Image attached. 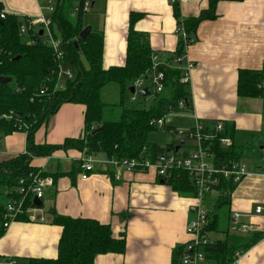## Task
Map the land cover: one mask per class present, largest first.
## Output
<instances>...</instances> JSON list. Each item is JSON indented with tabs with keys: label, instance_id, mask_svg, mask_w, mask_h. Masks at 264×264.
<instances>
[{
	"label": "crops",
	"instance_id": "crops-1",
	"mask_svg": "<svg viewBox=\"0 0 264 264\" xmlns=\"http://www.w3.org/2000/svg\"><path fill=\"white\" fill-rule=\"evenodd\" d=\"M0 1L5 11L19 17L35 20L45 13L41 9L45 0ZM75 3L77 1L73 2V7ZM207 3L208 0H179L176 4L171 0H93L82 24L89 26L90 31L102 33L101 64L108 68L124 63L129 14L141 13L134 29L144 35L151 51L158 54L159 62L176 68L170 61L179 44L174 32L176 24L196 16ZM217 14L214 19L201 21L193 33V42L186 51L193 63L187 105L181 109L177 107L184 112L171 113L170 125L168 122L165 125L166 129L187 130L198 122L211 130L214 122L220 120L232 126L234 145L248 148L240 162L252 173L234 185L230 202L224 205L229 212L225 216L226 227L221 231L218 225V231L208 233L209 241L223 238L224 231L251 235L264 229V168L261 167L264 97L239 96L236 92L239 69H260L264 64V0L222 1L217 4ZM168 57L170 63H167ZM144 86L147 85L142 84ZM165 89L170 92L169 86ZM127 93L131 105L137 103V97L131 100ZM140 102L144 104L146 97ZM83 108L78 103H62L35 131L34 141L55 144L67 137L80 136ZM25 137L22 131L3 136L0 159L23 152ZM153 142L174 143L178 148L186 141ZM82 156L83 153L75 149L56 150L48 157L33 158L32 164L53 178L54 173L70 172ZM111 170L114 171L112 167L96 164L95 170L85 179L80 177L79 170L71 176H56L53 185L44 189L48 207L43 215L47 221L11 223L0 236V258H14L16 264H23L22 259L26 257H56L61 227L48 220L49 210L53 208L60 214L107 223L114 236L123 235V252L98 254L93 264H175L177 249L189 240L185 227L194 216L190 207L197 202L196 198L173 190L158 180L152 170L121 169L118 179L108 175ZM256 206L263 210L256 213ZM216 213L219 224V210ZM234 213L239 214L238 219L233 217ZM241 223L246 229L240 228ZM197 264L212 262L204 259ZM232 264H264V240L256 241Z\"/></svg>",
	"mask_w": 264,
	"mask_h": 264
},
{
	"label": "trees",
	"instance_id": "trees-1",
	"mask_svg": "<svg viewBox=\"0 0 264 264\" xmlns=\"http://www.w3.org/2000/svg\"><path fill=\"white\" fill-rule=\"evenodd\" d=\"M75 1L78 4L76 12L73 11ZM84 1L54 0V10L50 14L52 31L55 36L61 37L65 60L69 62L74 74L71 80L65 81L62 89L56 90L53 89L56 80L55 62L51 48L43 35L30 24L29 18L5 11L0 1V77L11 78L10 82H0V139L15 131H22L26 136L23 152L0 159V236L4 232L2 223L5 203L9 199L19 197L17 193L19 179L29 181V176L41 169L32 164L33 158L48 157L56 150L75 149L109 159L130 157L152 159L176 147L174 143L161 145L150 141L147 139V133L156 128L149 122L152 118L168 114L171 109L175 110L179 99H188L189 86L179 81L180 69L166 63L158 67L164 73L165 87H170L169 97H157L158 93H154L156 97L148 108L141 106V103L125 105L124 95L128 92L127 87L139 77L145 84L151 75V49L144 35L134 29V23L141 17V13L129 14L124 63L103 68L102 33L91 30L84 38L79 37L84 27L82 24ZM92 1L89 0L90 3ZM222 1L241 0H208L207 7L196 16L182 19L189 35L193 37L201 21L217 17V4ZM175 14L178 16L177 11ZM22 24L25 27L24 33L20 32ZM178 43L175 54L182 52L181 40ZM168 58L167 63L170 60V57ZM262 73L264 64L260 69H239L237 94L245 97H264V90L258 87L259 82L264 80ZM110 83L119 87L118 101L115 105H110L119 109L115 119L105 117V110L109 104L102 99V89ZM41 89L43 93L40 94ZM64 102L78 103L84 107L82 134L78 137H67L61 143H36L33 139L35 131ZM9 113L10 118L3 116ZM223 124L219 136H228L232 139V126ZM167 130L173 129L167 127ZM262 142L264 143V139ZM210 144L214 153L213 161L218 167L241 161L248 149L235 146L233 142L225 147L220 145L217 139ZM78 170L77 165L70 172L54 173L53 179L59 175H74L73 173ZM108 173L111 177L114 176L112 170ZM40 175L50 176L44 170L40 171ZM157 179L178 193L195 195L192 180L182 169H171L167 175ZM235 184L222 179L214 188L213 193L216 195L213 194L210 198H207L210 194L206 195L203 200L207 220L200 234L208 243L203 246L202 251L204 259L211 261L212 264H232L236 259V251L245 252L256 241L261 240L263 235L261 231L253 232L251 235L229 234L224 231L221 239L209 241L207 238L208 233L218 231L216 211L229 204ZM31 198L32 195L27 193L26 206L30 205ZM49 216L48 220L52 224L61 227L56 257H26L22 259L23 264H93L98 254L121 253L125 249L123 235L114 236L107 223L60 214L53 208L49 210ZM16 219L27 221L25 214H19ZM183 248L184 246L177 249L178 260L175 264H179Z\"/></svg>",
	"mask_w": 264,
	"mask_h": 264
},
{
	"label": "built area",
	"instance_id": "built-area-1",
	"mask_svg": "<svg viewBox=\"0 0 264 264\" xmlns=\"http://www.w3.org/2000/svg\"><path fill=\"white\" fill-rule=\"evenodd\" d=\"M179 0H171L172 4ZM41 9L45 13H41L35 20L29 21L37 29H41L42 35L49 45L52 51L53 61L55 62V77L56 80L53 84V89H62L64 83L67 80H71L74 76L73 71L68 62L65 60V53L62 47V40L59 36H55L52 31V20L50 14L54 10V0H45L44 5H41ZM78 4L75 3L73 11L76 12ZM91 8L89 0H85L82 5V11L88 12ZM3 17V14H1ZM20 32H25V27L22 24L20 26ZM175 34L181 40L182 52L180 54H173L171 58L172 63L176 68L180 69L181 76L179 81L185 85L190 84L191 72L193 69V63L187 58V47L193 42V37L185 30L183 22H177ZM151 75L149 82L153 87L154 93H161L165 89L164 73L158 69L162 64L157 60L158 54L151 51ZM264 76V73H262ZM63 80V81H62ZM144 80L139 77L134 80L133 86L135 90L142 87ZM258 87L264 90V80L259 82ZM148 88V86H147ZM43 93V89L39 91ZM137 97L136 94L130 93V99L134 100ZM187 105V98L179 99L176 108H184ZM173 110L171 109L168 114L161 117L152 118L149 122L154 127H165V123L168 120L169 114ZM5 118H10L11 114L3 115ZM224 124L222 121L217 120L214 122L211 130L205 129L200 123L188 130L177 132L178 134H184L191 140L190 144L182 143L180 147L167 150L162 154H158L155 158H142V157H130V158H106L98 155L83 153V156L77 161L79 167L80 177L85 179L90 173L95 170V165H103L112 167L114 179H118L120 170L132 171V170H152L157 177H163L168 174L171 169H182L186 171L192 180L194 185L195 195L197 202L194 203L190 209L194 216L189 220L185 227L186 233L189 235V240L185 243L182 249L179 264H197L204 260V254L202 248L208 243V240L201 236L200 230L207 220V210L203 205V200L206 195L215 192L214 188L220 180L225 179L233 183H238L243 177L252 173V170L243 162H232L223 167L215 165L213 158L214 153L211 148L210 142L217 139L220 145L228 147L232 144V139L228 136H219L223 130ZM264 168V151L262 153V166ZM264 170V169H263ZM40 171H42L40 169ZM40 171L30 175L29 181H25L24 178H20L17 188L18 198L9 199L5 203V211L3 214V227L4 230L14 221H17L19 214H25L27 221L30 222H46L47 218L44 217L43 211L40 206L33 204V198L42 199L44 196V189L53 185V178L51 176H41ZM27 193L32 195L31 203L26 206L25 196ZM263 210L261 206L255 207V212L260 213ZM235 219L239 218L238 213H234ZM242 230L246 229L244 223L240 224ZM263 235L261 240H264V229L260 230ZM241 252L236 251V259L240 256ZM235 259V260H236ZM0 264H16L14 258L1 259Z\"/></svg>",
	"mask_w": 264,
	"mask_h": 264
},
{
	"label": "rangeland",
	"instance_id": "rangeland-1",
	"mask_svg": "<svg viewBox=\"0 0 264 264\" xmlns=\"http://www.w3.org/2000/svg\"><path fill=\"white\" fill-rule=\"evenodd\" d=\"M87 13L88 12L84 13V15H83L84 18L86 17ZM28 21H31V19H28ZM71 70H72V68H71ZM145 85H147L149 90L151 91V93L149 95L145 96L146 97V102H144V104H142L140 102L142 100V98H139V97L136 98L135 102L141 103V106H144V107L148 108L149 105L153 103L152 98L156 97V95L154 94L153 87H152V85L150 84L149 81H147L145 83ZM118 90H119L118 85L114 84V83L107 84L102 89V99H103V101L105 103L109 104V106L105 110V117L108 118V119H115L118 116V114H119V109L117 107L110 106V105H115V103L118 101ZM158 96L169 97V91H167V89H164L161 93L157 94V97ZM124 99H125L124 100L125 105L130 106L131 105V101L128 100V93H125ZM137 103H134L133 105H136ZM181 112H184V111H180L179 109H175L171 113H177L179 115ZM171 113L169 114V116L171 115ZM46 121H47V119H46ZM166 123H167V125L169 124V117H168V120L166 121ZM166 123H165V125H166ZM171 125H173V124H171ZM179 130L184 131V130L180 129L179 127L176 128V129L171 130L170 132L165 127H157V128H154V129L150 130L147 133V139L150 140V141L156 140V141H159V142L175 141L177 143H180L182 141H186L185 142L186 144H190V141H191L190 139H188L184 134H178L177 133V132H179ZM36 161H37V159H35V162ZM51 162H53V160H51ZM211 194H213V193H211ZM47 207H48L47 198L44 196L43 207L41 206L42 211L47 213V211H46ZM228 213H229L228 212V208L226 206H223L222 208L219 209V228L221 229V231L226 227L227 219H226L225 216ZM213 234H217V233H213Z\"/></svg>",
	"mask_w": 264,
	"mask_h": 264
},
{
	"label": "water",
	"instance_id": "water-1",
	"mask_svg": "<svg viewBox=\"0 0 264 264\" xmlns=\"http://www.w3.org/2000/svg\"><path fill=\"white\" fill-rule=\"evenodd\" d=\"M89 33H90V27L89 26H84L82 28V30L80 31V33H79V37L80 38H84ZM39 34L40 35L42 34L41 29L39 30ZM75 45H76V43H75ZM10 81H11L10 77H7V76H1L0 77V82L1 83H7V82H10ZM127 91L129 93H131V94H136L139 97H145L146 95L149 94V90H148L147 86H144V87H141V88L135 90V87L133 85H129L127 87ZM176 147H175V149H176ZM33 204L36 205V206H40L41 205V200L36 198V197H34L33 198Z\"/></svg>",
	"mask_w": 264,
	"mask_h": 264
}]
</instances>
